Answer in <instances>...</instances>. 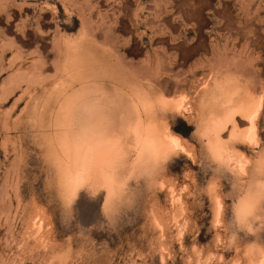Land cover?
Segmentation results:
<instances>
[{
	"label": "rangeland",
	"instance_id": "obj_1",
	"mask_svg": "<svg viewBox=\"0 0 264 264\" xmlns=\"http://www.w3.org/2000/svg\"><path fill=\"white\" fill-rule=\"evenodd\" d=\"M98 90L150 97L144 124L179 146L156 158L117 132L91 176L60 108L109 111ZM0 264H264V0H0Z\"/></svg>",
	"mask_w": 264,
	"mask_h": 264
},
{
	"label": "bare ground",
	"instance_id": "obj_2",
	"mask_svg": "<svg viewBox=\"0 0 264 264\" xmlns=\"http://www.w3.org/2000/svg\"><path fill=\"white\" fill-rule=\"evenodd\" d=\"M177 13H179V11ZM183 16L185 18V15H183ZM83 83H84L83 88L84 87L88 88V86L91 85L90 83H87L85 81H83ZM157 86H159L158 88H161L166 93L165 95H167V97L168 96L170 97V95H172V93L175 94L180 88V86L177 82H175V83L166 82V84H164L163 82H160V83H158ZM98 92H99V98H105L107 100H111L112 104L107 107V109H109V111H111V112L106 111V109H104V108H101V107L98 108L96 106H93V105L89 104L88 102H86V103L79 102L78 103L79 95L81 96L82 94L76 95L74 97L75 99L71 98L70 100L66 101L65 104H63L62 107L60 108L61 115L63 114L62 116L64 118V120H63L64 122L60 125L62 130H63L64 137H65V139H63L62 145L63 146L68 145L69 144L68 136H71L75 145H77L81 142L82 144H85V146H87L88 153H89V159L88 160L90 162L91 176H94V177H97L99 179H103L104 181H106L107 177H108L106 172L108 170H113L115 162L118 161L119 158H121L122 152H123L122 151V145H121L122 142H120V139L118 137H116L115 134L117 132H122L124 135L123 134H121V135L125 136L126 138L131 137L135 143L136 148H138L142 153H144L146 155L155 156L156 158L158 155L162 154V152H166V150H169L173 147L176 148L179 146L178 145L179 140L177 141L175 138H170V137L167 138L166 137L165 138L166 140L164 139V137L167 135L168 132L165 133V136L163 135L164 137L162 136V134L158 135V133L156 131L157 127L153 128L152 126H154V125H152V126L150 125L151 120H150V122H148L149 124L148 123L144 124L148 120L146 117H148L152 113V109H153L150 97L149 98H148V96L144 97V98L139 97L135 101L129 100L124 105H122V103H121L122 99L117 98V97L109 98L105 93L100 92V90H98ZM180 98H182V97H180ZM159 101H160V99H159ZM182 101L183 100H178V101L173 100L171 102L168 101L166 103H163L162 107L167 109L170 112L180 113L181 110H183V109L185 110L184 104H183L184 101L183 102ZM163 108H162V110H163ZM251 108H252V106L250 107V109ZM159 109L161 110V108H159ZM247 109H249V108H247ZM247 109H246V111H248ZM241 110H242V108H241ZM244 110H245V108H244ZM79 111L81 113V115L79 116L80 120L76 121L74 118V114L78 115ZM255 112H256V110H255ZM243 114H244V111H243ZM257 114H258V112H257ZM121 116H125V119H124L125 121L123 123L120 122ZM229 116H230V118L232 117L231 115H229ZM145 118H146V121H144ZM150 118L152 119V117H150ZM250 118H251V116H250ZM250 118H249V120H246V119L245 120L241 119V120L244 122L250 121V122H247L248 126H249L248 135L250 138L251 137L253 138L256 136V123H255L253 118H251V120H250ZM76 119H78V118H76ZM152 122L154 123V120ZM221 124H222L221 121L213 120L208 125L205 126V128H206L205 135L208 136V143H209L210 147H212V148L217 147V141L216 140L213 141L211 132H215V130ZM161 125H163V124H161ZM155 126H157V125H155ZM164 126H163V128H164ZM163 128H162V131H164ZM165 129H167V128H165ZM162 131H161V133H162ZM169 134L170 133H168L167 136H169ZM160 136H162L163 138H161ZM129 145H130V143H129ZM218 146L220 147L221 145L218 144ZM180 147H181V145H180ZM219 147H217V148L221 150V148H219ZM171 151H173V150H171ZM217 153H218V151H217ZM219 153H220V155H222L221 152H219ZM218 158H220V156ZM220 159H223V158H220ZM64 180H65V175H64Z\"/></svg>",
	"mask_w": 264,
	"mask_h": 264
}]
</instances>
